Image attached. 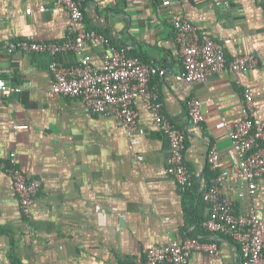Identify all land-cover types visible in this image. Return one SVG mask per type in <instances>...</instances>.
Returning <instances> with one entry per match:
<instances>
[{
    "label": "crops",
    "instance_id": "1",
    "mask_svg": "<svg viewBox=\"0 0 264 264\" xmlns=\"http://www.w3.org/2000/svg\"><path fill=\"white\" fill-rule=\"evenodd\" d=\"M171 2L164 6L156 0H84L82 24L126 47L128 54L167 70V76H154L150 85L159 95L163 114L177 126L188 124L189 101H201L204 121L187 139L185 158L192 180L185 190L165 172L169 142L142 99L134 103L140 140L134 145L116 115L87 113L77 97L49 96V54L9 51L12 41L54 42L76 35L78 25L68 11L55 0H0V77L25 88L0 100V163H10L15 154L18 165L43 182L32 217L27 218L20 212L10 175L0 169V264H145L149 247L191 234L216 243L218 250L195 252L189 264H242L237 243L205 234L208 211L203 192L207 154L214 144L226 194L235 197L243 185L224 122L239 118L246 88L253 87L264 121V0ZM172 12L225 43L229 59L255 53L258 67L248 73L217 71L206 84L176 80L183 59ZM107 48L92 40L82 51L59 58L72 64L89 54L100 67ZM235 202L238 211L250 205L248 199ZM256 208L264 212V176Z\"/></svg>",
    "mask_w": 264,
    "mask_h": 264
},
{
    "label": "built area",
    "instance_id": "2",
    "mask_svg": "<svg viewBox=\"0 0 264 264\" xmlns=\"http://www.w3.org/2000/svg\"><path fill=\"white\" fill-rule=\"evenodd\" d=\"M84 0H55L57 7L68 11L78 25L76 35L64 41H36L24 39L12 41L10 52L27 54L47 53L52 57L49 66L52 79L48 86L50 97H77L87 113L114 114L122 120L132 144L140 143L136 138L139 111L135 101L142 99L158 129L169 142L170 158L165 172L183 190L191 186L192 174L185 161L187 139L197 131L204 121L202 103L198 98L189 101L188 124L179 127L162 112L158 93L151 88L154 76H167V70L155 63H149L137 56H130L126 47L109 43L105 35L88 31L83 27L85 17ZM162 1L170 6L171 0ZM45 10V7H41ZM31 13V9H27ZM175 39L182 54V71L176 80L188 83L206 84L213 73L229 70L248 73L256 69L259 59L255 53L238 54L228 59L225 43L219 42L177 12H172ZM98 40L107 44L100 67L93 65L92 57L85 54L77 63L67 64L60 55L82 51L89 41ZM22 85L10 84L0 77V100L22 92ZM232 146L239 158L243 185L235 197L225 192L226 183L220 171V152L216 144L211 145L207 162L215 177L203 192L208 218L205 228L213 233L230 237L239 246L242 264H264V212L257 211L259 180L264 176V121L259 118L253 87L244 91L241 113L232 123L224 122ZM28 125H18L24 129ZM140 159L143 157L140 156ZM13 181V188L19 198L22 216L31 218L35 199L42 187V180L26 173L12 154L10 163H0ZM248 199L247 209L238 211L235 200ZM216 243L205 242L197 237L172 241L165 246H152L146 251L147 264H189L191 254L207 252L215 254ZM118 264V263H117Z\"/></svg>",
    "mask_w": 264,
    "mask_h": 264
},
{
    "label": "trees",
    "instance_id": "3",
    "mask_svg": "<svg viewBox=\"0 0 264 264\" xmlns=\"http://www.w3.org/2000/svg\"><path fill=\"white\" fill-rule=\"evenodd\" d=\"M157 2L159 1V0H156ZM101 33V32H100ZM106 38H107V40L109 41V43L110 44H112L113 46H117V47H121V45H117L116 43H114V42H112L111 41V39L106 35L105 36ZM130 55V54H129ZM130 56H132V55H130ZM60 57V56H59ZM58 57V60H60V61H62L60 58ZM228 57V56H227ZM140 58V57H139ZM142 59V58H141ZM229 59V58H228ZM142 60H144V59H142ZM145 61V60H144ZM146 62H149V61H146ZM151 63V62H150ZM67 64H69V63H67ZM73 64V63H72ZM161 132V131H160ZM161 134L163 135V136H165L162 132H161ZM186 148H187V146H186ZM185 154H186V152H185ZM185 161H186V158H185ZM187 163V162H186ZM189 167V166H188ZM189 170H190V168H189ZM207 178H206V181H207V185H206V188L210 185V183H211V180L215 177V173L213 174V173H211V169H210V166H208V168H207ZM190 173H191V171H190ZM203 221V220H202ZM206 229V228H205ZM204 229V232H205V234H212V235H222V236H224V237H228V236H226V235H224V234H220V233H213V232H209L207 229L205 230ZM188 237H196L194 234H191L190 236H188ZM229 239H231L230 237H228ZM232 240V239H231ZM145 264H147V261H146V259H145Z\"/></svg>",
    "mask_w": 264,
    "mask_h": 264
}]
</instances>
